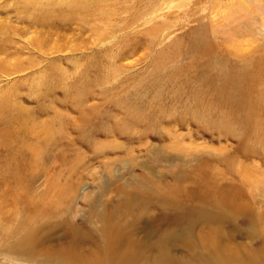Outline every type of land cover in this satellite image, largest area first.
<instances>
[{"label":"rangeland","instance_id":"374dc122","mask_svg":"<svg viewBox=\"0 0 264 264\" xmlns=\"http://www.w3.org/2000/svg\"><path fill=\"white\" fill-rule=\"evenodd\" d=\"M204 1L0 0V264L28 227L103 262L117 231L124 264L160 236L189 264L208 236L263 246L264 0Z\"/></svg>","mask_w":264,"mask_h":264},{"label":"bare ground","instance_id":"6f19581e","mask_svg":"<svg viewBox=\"0 0 264 264\" xmlns=\"http://www.w3.org/2000/svg\"><path fill=\"white\" fill-rule=\"evenodd\" d=\"M203 1L204 0H198V2H203ZM209 1L212 2V0L204 1L203 3L204 8L205 6H208ZM221 2H222L221 0H217L215 1V3L212 2V5L210 7L214 9L217 5H219L220 8H224V7L231 8V10L233 11L229 12L227 15H230L232 13L235 14L238 12V10H240V12L242 10L243 12V10H247L249 9V7H251L249 4H247L246 0H237V3H231L230 5ZM195 4H197V1L195 2ZM244 15H246V13H244ZM239 16H243V15L239 14ZM226 18H228V16ZM238 19H242V18H238ZM239 51L242 52L241 50ZM248 116L250 118L252 117L250 114H248ZM253 172H255V170ZM248 177L252 179V181H256V180L264 181V174L262 173H260L259 175L249 174ZM234 197L232 196L231 193H223L221 195V199L219 200V202L222 205V207L225 208L224 211L231 209L234 213L236 212L237 214L247 213L249 208L248 205L246 203L244 204L235 203ZM159 200L164 205L169 204L171 207L177 206L179 209H182L181 208L182 206L172 199L167 200L160 197ZM126 202H128V198L124 200V203ZM102 205L104 206L103 202L95 201L92 210L94 213L98 212L101 217L106 218V214H105L106 212L104 213V211H101L99 208ZM180 211L181 212L178 214H171L173 211L172 212L165 211L167 219L178 221V219L183 218L184 216L183 212L182 210ZM67 223H69L71 227H74L73 232L76 233L77 227L75 226V224H72L68 221ZM186 230L189 231V227L183 228L182 231H186ZM39 232L40 231H37L36 228L28 227L26 234H24V236H22V238L19 241L17 240L16 242L9 245L7 249L8 253L5 255V259H9L10 261L14 262V264H23L22 262L23 260L26 261L27 263L30 262L33 264H37L36 263L37 261L38 262L46 261L50 257H51L50 259L51 264H124L127 261L131 263L135 262L133 261L134 256L130 255L129 250L125 252L120 251L121 250L120 247L123 244L122 234L114 230L107 233L106 235L105 247H106V251L109 253L108 255L109 262H103V260L100 259H92L90 255L83 254V251L85 250L84 247L85 245H83L81 241H83L85 238L80 240L78 238L79 236L76 235L77 233L72 234V237L70 239L65 236L64 238L66 239V241H64L63 243L61 242L54 243L52 241V235L49 234L47 231L42 235H40ZM230 238H228L229 241ZM228 239H222V237L220 236H213V237L208 236L207 239L204 241V243L202 241V246L204 251L202 252L200 258H203V260H208L207 264H240L241 263L240 260L243 262L245 261L248 264H253V262H255L254 260H258V259L262 260L264 264V242L261 248L257 250H252V252H250L248 255L247 253H242L240 250L234 251L228 249L225 245V242ZM152 244H153L152 247L154 246L155 250H153L152 251L153 254L150 255L151 259L149 260L148 258H142L145 262H147V264H155L153 262L156 261H158V263L156 264H189L184 261H180L179 258H175L169 254V251L171 252V254L173 253L171 250L172 248H170L169 250L167 237L160 236ZM182 244L187 246V248H189V243L182 242ZM93 246L94 244L91 247ZM97 246L98 244H96L94 247L97 248ZM90 250L91 249H89V251ZM172 258L176 260H173Z\"/></svg>","mask_w":264,"mask_h":264}]
</instances>
